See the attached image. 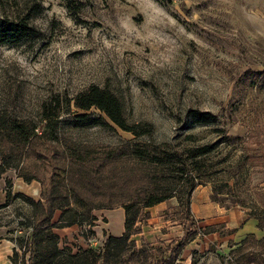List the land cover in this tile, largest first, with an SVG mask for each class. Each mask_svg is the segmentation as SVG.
Wrapping results in <instances>:
<instances>
[{"label": "rangeland", "instance_id": "rangeland-1", "mask_svg": "<svg viewBox=\"0 0 264 264\" xmlns=\"http://www.w3.org/2000/svg\"><path fill=\"white\" fill-rule=\"evenodd\" d=\"M0 19L33 30L0 43L2 264H67V254L83 251L77 236L102 253L107 236L123 234L105 224L106 206L157 183L172 196L139 209L126 246L94 264H264V230L256 228V217L264 220V0H0ZM89 85L110 91L125 123L148 132L135 136L94 107L75 108ZM190 110L213 120L197 124ZM47 117L54 141L40 134ZM19 121L34 127L24 146L8 131ZM63 143L92 151L78 169L88 203L105 206L71 227L43 229L38 243L31 225L42 215L33 219L23 197L36 201L50 175L61 178ZM131 145L174 155L166 164L102 159ZM236 211L255 220L253 238ZM178 239L185 243L168 263ZM53 243L64 254L50 259ZM78 259L72 264H88Z\"/></svg>", "mask_w": 264, "mask_h": 264}, {"label": "trees", "instance_id": "trees-1", "mask_svg": "<svg viewBox=\"0 0 264 264\" xmlns=\"http://www.w3.org/2000/svg\"><path fill=\"white\" fill-rule=\"evenodd\" d=\"M157 1L163 3V0ZM32 32V28L27 25L25 20L20 19L13 22L6 19H0V43L2 44L14 43L20 38L29 36ZM73 106L83 111L94 107L95 109L103 113L107 117V119L118 128L124 131H129L135 136L148 132V130H143L138 124L127 125L122 114L121 104L117 97L114 96L110 91L104 88H100L96 85H89L88 87L77 93L73 98ZM189 115L197 124H206L212 122L213 120V116L206 111L201 112L197 110H190ZM77 117L80 119H84L85 114H79L77 115ZM48 118L49 117H47V121L40 134L41 136L45 135L47 140L54 141L57 139V136L55 130L50 126L51 120ZM33 129L34 127H31V129L27 131L25 125L20 121L12 122L8 126L9 133L12 132V135L14 136L13 140L17 139V141H19L23 146L28 144L29 139L35 135L33 133ZM63 146H65L64 149L66 150V163L64 162V165L62 167L66 166V170L63 168L61 169V178H59V180H56L54 179L53 175H50L48 189H45L41 192V197L38 200L33 201L29 198L23 197V199L33 209V219L36 218V214H34V212L36 211L39 212L40 216L42 215L40 219H38L36 225H31V238H35L38 243L45 239L43 229L48 230L51 227L70 226L72 224L80 222V220H83L84 218H87L92 209L105 206L101 203H88L87 200L89 199L91 193L84 189V185L86 183L84 179L85 176L84 174L82 175L81 170L78 169L80 168L81 162L87 160L89 152L92 151L86 150L83 154L75 146H69L64 143ZM124 148L125 150H123L122 148L117 151L118 156L117 154L114 155L113 152H107L105 154V157L102 159L107 158L114 160V157L128 155L140 161H147L149 163L164 162L163 164H166L172 161V157L174 155L166 151H162V155H159L158 153H153L154 151L148 150V148L137 145H131L129 148L128 146H124ZM205 152L206 151L204 150L199 151L200 154ZM87 162L88 161H86V163ZM3 170L4 167L0 166V173H2ZM30 178L31 177H26L25 180H29ZM89 181L90 178L88 179V183ZM157 184L158 185H153L150 189H141L131 196L127 195L129 197L126 196L124 197V199H117L114 205L116 207H121L124 213L123 234L119 237L107 236L106 240L103 243L102 253L100 254H95L94 251L90 249L83 250L81 253H79V255L67 254V258L65 259L67 264L77 262L79 263L82 259L77 260L78 256H83L88 264H94L98 258L104 257V254L108 253L110 250H113L114 248L117 249L121 246H126L129 235L132 233H136L133 231L134 229H132V227L137 220L139 209L151 207L172 196V189L170 187L160 185V183ZM8 194L9 193H6V195ZM106 207L110 209L115 208L111 205H107ZM55 210H59L57 223L50 224L52 214ZM66 214L67 217H65ZM146 215H148V213L144 212L143 216ZM256 219L257 228L264 230V220L258 217H256ZM249 237L253 238L251 234L249 235ZM261 240H264V238L259 239V241ZM184 243V239H178V241L174 243V246L176 247L174 249H177V251H174V253L173 251H171L173 253L171 254V257L169 259L168 257L166 259L164 258V260H167L168 263H171L174 260L176 253L182 248ZM61 254L64 253L60 250H57L55 248V244L53 243L52 248L50 249V253H48L46 256L50 257V259H54ZM43 258L44 257L39 259V261H36V264L37 262L41 263V260ZM88 258H90V261H88ZM113 264L124 263L118 262Z\"/></svg>", "mask_w": 264, "mask_h": 264}, {"label": "crops", "instance_id": "crops-1", "mask_svg": "<svg viewBox=\"0 0 264 264\" xmlns=\"http://www.w3.org/2000/svg\"><path fill=\"white\" fill-rule=\"evenodd\" d=\"M208 201V200H207ZM150 208V207H149ZM206 208L209 209V204L206 205ZM107 214L104 213V217L106 219L105 224L109 226L111 229L113 235H119L123 231V221H124V213L123 209L121 207H115L113 209L106 210ZM238 212V215L236 217L237 221L241 223L242 221V229L243 233L245 234H256L257 232V227L255 228V220L253 218H250L247 214L241 212V211H236ZM229 215L233 217L234 213L233 211H229ZM236 223L231 224V226L235 227ZM71 227V226H69ZM68 228V227H67ZM1 254H0V264L3 262L1 261Z\"/></svg>", "mask_w": 264, "mask_h": 264}, {"label": "built area", "instance_id": "built-area-1", "mask_svg": "<svg viewBox=\"0 0 264 264\" xmlns=\"http://www.w3.org/2000/svg\"><path fill=\"white\" fill-rule=\"evenodd\" d=\"M80 240V245L78 246V250H84L87 246H90L92 244L93 238L90 237H82V236H77ZM102 240V239H101ZM104 242V240H103ZM63 246H69L64 244Z\"/></svg>", "mask_w": 264, "mask_h": 264}]
</instances>
